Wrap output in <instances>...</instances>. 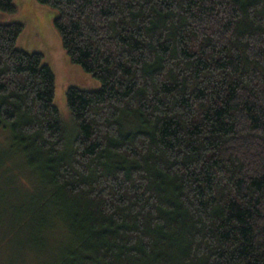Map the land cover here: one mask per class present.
<instances>
[{
  "label": "trees",
  "instance_id": "1",
  "mask_svg": "<svg viewBox=\"0 0 264 264\" xmlns=\"http://www.w3.org/2000/svg\"><path fill=\"white\" fill-rule=\"evenodd\" d=\"M38 1L102 87L69 88L67 132L53 68L0 23V161L45 189L36 227L11 212L23 246L48 228L55 264H264V0Z\"/></svg>",
  "mask_w": 264,
  "mask_h": 264
},
{
  "label": "rangeland",
  "instance_id": "2",
  "mask_svg": "<svg viewBox=\"0 0 264 264\" xmlns=\"http://www.w3.org/2000/svg\"><path fill=\"white\" fill-rule=\"evenodd\" d=\"M15 3L19 12L9 16L0 10V23L18 21L24 24L25 29L18 41L19 48L30 53L44 54V63L51 65L57 77L55 97L57 108L61 112L67 132L72 133L74 124L68 108L67 91L73 86L96 91L102 85L97 78L71 63L61 42V36L54 26L59 16L57 10L42 5L38 0H15ZM7 137L6 131L0 129V146L6 147ZM13 165L20 168L18 158L9 162L0 161V264H55L58 259V248L64 243L65 235L51 232L47 228L42 233L40 243L24 244V246L22 244L24 239L22 236H29L30 228H25L20 236V231L16 228L19 224L11 212L28 208L25 213H29L31 209H36L42 204L40 197L45 189L32 182L33 176L29 172L22 169V175L18 168L13 172L6 168ZM29 182L35 186L31 188ZM17 217L19 218L18 215ZM34 217L40 216L37 214L31 216L29 213L23 219H29L30 222L32 221L30 225L36 227ZM31 233L35 234V228Z\"/></svg>",
  "mask_w": 264,
  "mask_h": 264
}]
</instances>
